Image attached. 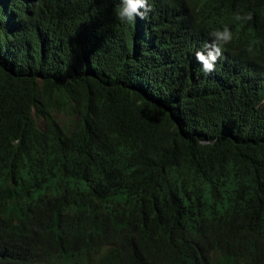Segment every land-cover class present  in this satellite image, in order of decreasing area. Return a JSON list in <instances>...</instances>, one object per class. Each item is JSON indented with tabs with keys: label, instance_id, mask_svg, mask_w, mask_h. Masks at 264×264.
Listing matches in <instances>:
<instances>
[{
	"label": "trees",
	"instance_id": "16d2710c",
	"mask_svg": "<svg viewBox=\"0 0 264 264\" xmlns=\"http://www.w3.org/2000/svg\"><path fill=\"white\" fill-rule=\"evenodd\" d=\"M162 1L146 28L92 0H0V264H264V0ZM183 19L244 30L229 46L255 71L226 72L215 103L174 47ZM74 189L102 211L59 220L50 198L9 221Z\"/></svg>",
	"mask_w": 264,
	"mask_h": 264
},
{
	"label": "clouds",
	"instance_id": "9594fccd",
	"mask_svg": "<svg viewBox=\"0 0 264 264\" xmlns=\"http://www.w3.org/2000/svg\"><path fill=\"white\" fill-rule=\"evenodd\" d=\"M109 1H111L112 7H108ZM92 2L96 4L97 8L103 11V14L112 8V11L116 10L117 17L121 22L132 23L135 20L136 25L139 23L147 24L149 19L156 16L157 6L160 3L163 4L162 0H92ZM201 2L204 3V0H200V4ZM64 8L65 10L69 9L66 5ZM165 14H167L166 8ZM63 16L64 14L58 15V22L61 24L59 32H63L62 26L64 28L65 20ZM170 24L178 25L173 30V33L177 35L176 41L179 39L174 47L180 48L185 58L192 64H196L199 72L209 81L208 91H205V97L209 100V103L217 102L218 98L212 94V90L215 89L217 93L221 94L220 90L224 89L227 78L225 75L226 72L241 64L245 69L254 70L248 63L237 58L234 54V49L229 46L231 37L233 39L240 38L241 34L244 33V30H241V28L231 29L222 38L216 32H213L209 37L205 36L204 33L208 30L205 29L202 31L200 25L197 27V22L190 19H183L181 22H172ZM148 27L150 28L151 26L147 24L146 28ZM64 31L70 34V30L66 31L64 29ZM172 49L166 52H171ZM259 88L261 89V93L264 94L263 83L259 85ZM108 181L111 182L109 179ZM76 189L68 193L62 191L49 198L36 195L34 197L36 206L30 208L21 207L23 211L19 213L20 206H16L15 210L8 215L12 218L9 221L12 224H18L26 220L23 219L26 215L29 218L34 214L39 215V212L50 211L41 206L42 200H48L50 198H58L56 207L51 211H57L56 215L59 220L72 218L73 215H76L77 218H84L94 214V210L102 211L104 195L98 194L97 198L92 201L91 198L87 197L88 194L86 193L75 196ZM113 193L114 189L108 195L113 196Z\"/></svg>",
	"mask_w": 264,
	"mask_h": 264
},
{
	"label": "rangeland",
	"instance_id": "374dc122",
	"mask_svg": "<svg viewBox=\"0 0 264 264\" xmlns=\"http://www.w3.org/2000/svg\"><path fill=\"white\" fill-rule=\"evenodd\" d=\"M59 118H60V121H63V120H65L66 119V117L63 115V114H60L59 115ZM36 122H37V125L39 126V127H43V122H42V120L40 119V120H36Z\"/></svg>",
	"mask_w": 264,
	"mask_h": 264
}]
</instances>
